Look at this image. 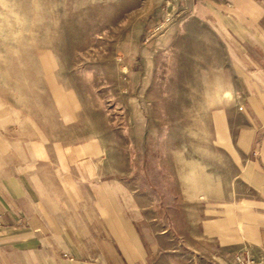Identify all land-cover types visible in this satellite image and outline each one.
<instances>
[{
  "label": "crops",
  "instance_id": "1",
  "mask_svg": "<svg viewBox=\"0 0 264 264\" xmlns=\"http://www.w3.org/2000/svg\"><path fill=\"white\" fill-rule=\"evenodd\" d=\"M206 1L233 81L191 165L129 190L100 143L0 130V264H264V0Z\"/></svg>",
  "mask_w": 264,
  "mask_h": 264
},
{
  "label": "rangeland",
  "instance_id": "2",
  "mask_svg": "<svg viewBox=\"0 0 264 264\" xmlns=\"http://www.w3.org/2000/svg\"><path fill=\"white\" fill-rule=\"evenodd\" d=\"M211 10L206 0H0V130L100 143L122 156L129 190L134 162L190 166L233 81Z\"/></svg>",
  "mask_w": 264,
  "mask_h": 264
},
{
  "label": "built area",
  "instance_id": "3",
  "mask_svg": "<svg viewBox=\"0 0 264 264\" xmlns=\"http://www.w3.org/2000/svg\"><path fill=\"white\" fill-rule=\"evenodd\" d=\"M236 261L237 264H254L253 260L250 258L248 254H246L244 257H237Z\"/></svg>",
  "mask_w": 264,
  "mask_h": 264
}]
</instances>
